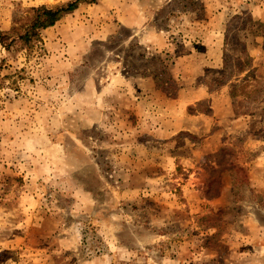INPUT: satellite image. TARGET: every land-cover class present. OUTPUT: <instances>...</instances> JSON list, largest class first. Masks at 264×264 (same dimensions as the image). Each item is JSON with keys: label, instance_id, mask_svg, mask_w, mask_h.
<instances>
[{"label": "rangeland", "instance_id": "obj_1", "mask_svg": "<svg viewBox=\"0 0 264 264\" xmlns=\"http://www.w3.org/2000/svg\"><path fill=\"white\" fill-rule=\"evenodd\" d=\"M70 1L0 0V30ZM250 20L264 0H98L42 56L0 45V264H264ZM246 54L257 79L232 97Z\"/></svg>", "mask_w": 264, "mask_h": 264}, {"label": "trees", "instance_id": "obj_2", "mask_svg": "<svg viewBox=\"0 0 264 264\" xmlns=\"http://www.w3.org/2000/svg\"><path fill=\"white\" fill-rule=\"evenodd\" d=\"M98 0H73L55 7L41 6L28 10V16L23 20L21 31H1L0 45L9 54H16L19 51H25L28 56H42L45 52L42 32L55 26L62 18L74 13L82 4H95ZM254 28L252 34L257 36L259 31L264 34V23L248 21ZM236 71L238 74H245L239 84H234L231 90L232 97L248 96L251 81H256L255 69L252 66V58L246 54L244 58H237ZM225 65L229 67L230 61L225 58ZM235 68V67H234Z\"/></svg>", "mask_w": 264, "mask_h": 264}]
</instances>
